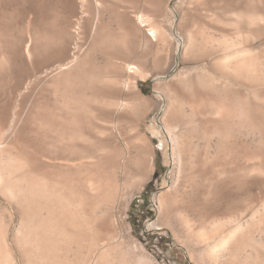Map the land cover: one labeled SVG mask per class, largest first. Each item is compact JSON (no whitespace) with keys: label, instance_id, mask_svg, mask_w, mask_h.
Here are the masks:
<instances>
[{"label":"bare ground","instance_id":"6f19581e","mask_svg":"<svg viewBox=\"0 0 264 264\" xmlns=\"http://www.w3.org/2000/svg\"><path fill=\"white\" fill-rule=\"evenodd\" d=\"M243 2L179 1L180 47L144 13L117 12L115 30L116 11L100 8L88 51L46 72L50 93L0 82V264H161L129 221L157 170L143 128L156 100L140 81L150 61L167 74L179 57L185 67L154 84L174 162L159 221L196 264H264V5ZM170 4L156 14L170 21ZM35 29L22 54L0 35L2 71L20 55L35 63L50 39Z\"/></svg>","mask_w":264,"mask_h":264},{"label":"rangeland","instance_id":"374dc122","mask_svg":"<svg viewBox=\"0 0 264 264\" xmlns=\"http://www.w3.org/2000/svg\"><path fill=\"white\" fill-rule=\"evenodd\" d=\"M167 1L169 0H0V35L2 34V37L7 39L8 47L18 49L21 54L24 53L29 43V33L30 31L32 32L33 28H37L35 30L38 33L44 30L47 31L50 36L48 37L51 39L41 42L39 55L32 66L28 65L25 57L20 55L17 69H4L3 71L0 69V82L11 81L20 87L19 90H23L27 82H32L36 84L34 88L35 94L50 93L49 88L52 86V75L50 77V74L46 75V72H49L55 64L57 65L59 62L71 59L73 54L81 56L88 51L92 42L91 33L89 34L87 26L88 21L96 19V13L100 8L103 11H107V13L116 11L114 15L112 14L114 20L113 28L115 27V30L118 27L117 22H115L117 19L115 15H118L117 12L129 11L128 13L131 12V15H141V13H144L143 15L146 14L152 18L158 27L165 28L172 34L175 46L180 47L182 43L181 39L185 34L184 28L179 26L182 20L180 17L184 14L182 12L186 13L187 10L177 5L179 1L183 0H170L171 11H169V17L172 18L169 21L167 19L168 15H158L155 12L159 2L165 3ZM227 1L229 5L233 6L242 0ZM245 1L261 2L264 5V0ZM244 2L242 4L245 6ZM100 3L102 5H99ZM108 3L109 7L107 6ZM242 4L239 5L240 9L244 7ZM115 6H117L116 9ZM228 15H226L227 19L231 16V13H228ZM0 42L1 66L3 60L2 53L6 48L2 44L3 42ZM61 43L62 45H60ZM57 48H62L63 53L61 55H57ZM178 60L179 63H175V67L169 70L167 74H164L163 70L159 69L158 71L154 67L153 62L150 61L147 66L150 76L146 81H140V87L144 91V94L156 100L155 104L151 106L153 109L151 116L143 128L153 139L157 170L154 171V177L136 193L129 213V221L136 232L135 239L146 246L150 254L157 258L159 263L196 264L187 249L172 233L167 223V217L162 216L161 221H159L158 196L165 194L168 186L172 183L171 171L174 162L171 143L162 125V118L167 104L163 97L155 91L154 84L159 78H163L165 81L174 78L185 67L180 57ZM98 62L105 69H111L113 66L112 59L110 57L104 58L101 54L98 55ZM196 66L197 64L192 63L186 65V67L190 68ZM119 180L122 183H126L128 176H121Z\"/></svg>","mask_w":264,"mask_h":264}]
</instances>
